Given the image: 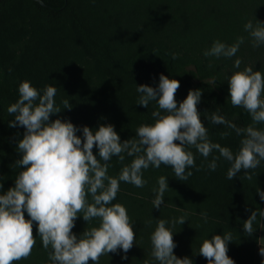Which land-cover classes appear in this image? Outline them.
Here are the masks:
<instances>
[{"label": "trees", "instance_id": "obj_1", "mask_svg": "<svg viewBox=\"0 0 264 264\" xmlns=\"http://www.w3.org/2000/svg\"><path fill=\"white\" fill-rule=\"evenodd\" d=\"M42 1L45 5L35 0H0V195L15 187L19 172L26 170L16 164L22 159L18 143L26 129L9 127L14 115L7 111L19 99L18 88L24 81L41 94L47 86L57 88L55 104L62 111L50 121H71L81 129L77 135L82 139L84 126L98 130L101 125H112L123 142L135 138L141 125L155 123L152 113L158 110L157 102H150L148 108L138 105L143 94L137 86L158 88L163 74L180 81L175 96L178 106L190 90L202 92L197 108L209 140L234 154L239 151L242 137L209 118L216 113L238 127L252 123L247 111L231 105L228 80L248 66L264 73V44L253 47V38L244 28L248 21L254 26L264 23V0ZM241 36L244 43L234 57L204 55L214 42L232 45ZM237 58L242 60L239 69L234 67ZM64 100L71 110L64 109ZM259 127L264 129V125ZM223 132L230 134L222 138ZM187 150L195 157V167L186 170L193 173L186 181L177 179L170 166L161 165L143 170L147 183L142 188L120 182L113 204L125 206L135 242L126 254L119 250L101 256L99 264H159L151 255V235L160 219L168 221L178 258L208 264L199 255L203 241L231 233L227 254L235 264H264L259 254L262 217L258 215L253 223V235L248 236L243 228L252 211L263 210L257 191H264V160L249 170L251 180L243 170L229 180L231 163L218 151L205 159L195 147ZM93 153L99 158L98 148ZM214 157L219 159L212 171L208 165ZM131 159L126 157L124 164ZM124 164L113 157L108 175L118 177ZM160 176L167 178L169 188L156 209L153 189H158ZM185 214L187 221L173 227L172 221ZM25 218L30 219L27 211ZM98 226V220L87 224L79 216L72 232L79 238L87 228ZM33 233L36 244L30 257L14 264H52L51 248H43L35 222Z\"/></svg>", "mask_w": 264, "mask_h": 264}, {"label": "clouds", "instance_id": "obj_2", "mask_svg": "<svg viewBox=\"0 0 264 264\" xmlns=\"http://www.w3.org/2000/svg\"><path fill=\"white\" fill-rule=\"evenodd\" d=\"M244 28L253 38V47L264 44V23L254 26L252 21H248ZM244 39L241 36L232 45L216 41L204 55L232 58ZM241 63L242 60L237 58L234 67L239 69ZM228 82L231 105L247 111L252 123L238 127L216 113L209 119L242 137L240 149L235 154L230 148L209 140L208 130L197 108L202 92L190 90L178 106L175 96L180 81L163 74L158 88L147 84L137 86V92L143 94L138 105L148 108L150 102H157L158 110L152 113L155 123L141 125L135 138L123 142L112 125H101L98 130L84 126L82 139L77 135L81 129L71 121H50L53 114L62 111L55 104L57 88L47 86L41 94L30 82H22L18 88L19 99L7 111L14 115L9 127L19 125L26 129L18 143L22 159L16 162L18 167L23 166L26 170L19 172L15 187L0 195V264H14L30 257L36 244L33 222L38 225L43 248H51L49 260L52 264H89L90 260L99 264L105 254L119 250L126 254L133 247L136 234L125 206L113 204L120 182L142 188L147 183L142 178L143 170L150 166L159 169L161 165L170 166L177 179L186 181L193 175L186 170L195 167V157L187 150L189 147H195L205 159L214 150L218 151L220 157L231 163L227 172L229 180L242 170L251 180L249 170H255L264 160V129L259 127L264 125V73L248 66L232 74ZM63 105L64 109L72 108L67 100ZM229 134L223 132L221 137ZM94 147L99 150V158L93 153ZM113 157H117L121 164L126 157L132 158L121 168L118 177L108 175ZM217 159L219 157H214L208 165L212 171L217 168ZM168 188L167 178L160 176L158 189H153L154 208L160 209ZM257 192L264 200V191L259 189ZM25 211L30 219L25 218ZM258 215L264 217V210L252 211L243 224L248 236L255 232L253 223ZM79 216L87 224L98 220L99 226L87 228L78 238L72 229ZM186 217L187 214L173 220L172 226L177 223L183 225ZM167 223L163 219L157 221L151 235L152 257L159 264H193L190 258L181 259L174 254L177 245L173 232L166 227ZM231 241V233L205 239L199 255L206 258L208 264H235L227 254ZM259 254L264 256V246L260 247ZM123 258L127 259V256Z\"/></svg>", "mask_w": 264, "mask_h": 264}, {"label": "crops", "instance_id": "obj_3", "mask_svg": "<svg viewBox=\"0 0 264 264\" xmlns=\"http://www.w3.org/2000/svg\"><path fill=\"white\" fill-rule=\"evenodd\" d=\"M263 210H264V200H263ZM259 244L264 246V217L261 219V226L259 232Z\"/></svg>", "mask_w": 264, "mask_h": 264}, {"label": "water", "instance_id": "obj_4", "mask_svg": "<svg viewBox=\"0 0 264 264\" xmlns=\"http://www.w3.org/2000/svg\"><path fill=\"white\" fill-rule=\"evenodd\" d=\"M37 2H39L41 5H45V3L42 0H35Z\"/></svg>", "mask_w": 264, "mask_h": 264}, {"label": "rangeland", "instance_id": "obj_5", "mask_svg": "<svg viewBox=\"0 0 264 264\" xmlns=\"http://www.w3.org/2000/svg\"><path fill=\"white\" fill-rule=\"evenodd\" d=\"M232 70H233V68H232Z\"/></svg>", "mask_w": 264, "mask_h": 264}]
</instances>
